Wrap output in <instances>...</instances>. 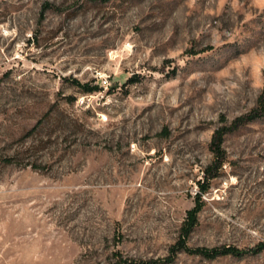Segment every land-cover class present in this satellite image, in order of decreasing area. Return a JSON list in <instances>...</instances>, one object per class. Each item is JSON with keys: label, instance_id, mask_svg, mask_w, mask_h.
<instances>
[{"label": "rangeland", "instance_id": "374dc122", "mask_svg": "<svg viewBox=\"0 0 264 264\" xmlns=\"http://www.w3.org/2000/svg\"><path fill=\"white\" fill-rule=\"evenodd\" d=\"M262 94L264 0H0V264L166 258ZM222 148L189 245L253 250L264 117Z\"/></svg>", "mask_w": 264, "mask_h": 264}, {"label": "trees", "instance_id": "16d2710c", "mask_svg": "<svg viewBox=\"0 0 264 264\" xmlns=\"http://www.w3.org/2000/svg\"><path fill=\"white\" fill-rule=\"evenodd\" d=\"M108 2L110 0H104ZM137 81V80H131ZM74 83L79 86L84 93L93 94L99 92L102 88L99 85H93L90 82L82 83L78 80H74ZM264 117V94L261 95L259 100V107L255 109L250 115L238 118L231 126L222 127L218 129L212 139L211 148L214 154V160L210 166L205 170L206 182L200 183L201 190L195 197V205L192 209L188 210L187 217L181 227L180 235L177 242L171 247V254L166 258L150 260L143 262L142 264H170L175 261V257L179 253H187L190 255L200 256L204 259L214 260L219 257H244L246 255H255L257 253L264 252V241L257 244L253 250H242L234 246H221V247H191L189 245V238L196 227L199 225V215L204 207L203 194L210 189L211 179L216 177L214 170L222 168L225 161V152L223 150L224 138L228 133L237 131L242 125L255 121L256 119ZM118 264H138L130 260H124L123 256L117 254Z\"/></svg>", "mask_w": 264, "mask_h": 264}]
</instances>
